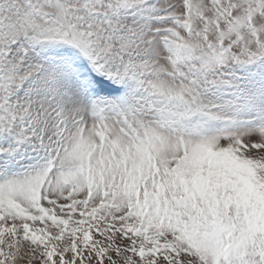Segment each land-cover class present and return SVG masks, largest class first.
Masks as SVG:
<instances>
[{
	"label": "snow or ice",
	"instance_id": "snow-or-ice-1",
	"mask_svg": "<svg viewBox=\"0 0 264 264\" xmlns=\"http://www.w3.org/2000/svg\"><path fill=\"white\" fill-rule=\"evenodd\" d=\"M0 264H264V0H0Z\"/></svg>",
	"mask_w": 264,
	"mask_h": 264
}]
</instances>
